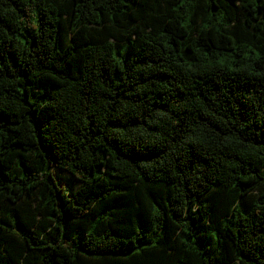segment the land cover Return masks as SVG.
Masks as SVG:
<instances>
[{"label":"trees","instance_id":"16d2710c","mask_svg":"<svg viewBox=\"0 0 264 264\" xmlns=\"http://www.w3.org/2000/svg\"><path fill=\"white\" fill-rule=\"evenodd\" d=\"M0 264H264V0H0Z\"/></svg>","mask_w":264,"mask_h":264}]
</instances>
